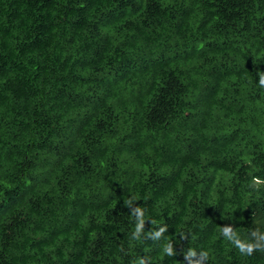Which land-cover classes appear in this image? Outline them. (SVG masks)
<instances>
[{
    "label": "trees",
    "instance_id": "1",
    "mask_svg": "<svg viewBox=\"0 0 264 264\" xmlns=\"http://www.w3.org/2000/svg\"><path fill=\"white\" fill-rule=\"evenodd\" d=\"M0 264H264V0H0Z\"/></svg>",
    "mask_w": 264,
    "mask_h": 264
},
{
    "label": "clouds",
    "instance_id": "2",
    "mask_svg": "<svg viewBox=\"0 0 264 264\" xmlns=\"http://www.w3.org/2000/svg\"><path fill=\"white\" fill-rule=\"evenodd\" d=\"M94 106V105H93ZM91 112H93V113H95L94 115H96V116H98L99 115V113H98V111H97V107L95 106L93 109H92V111Z\"/></svg>",
    "mask_w": 264,
    "mask_h": 264
}]
</instances>
